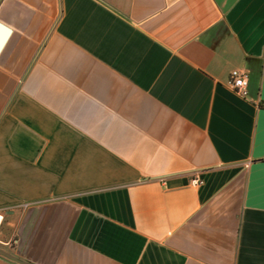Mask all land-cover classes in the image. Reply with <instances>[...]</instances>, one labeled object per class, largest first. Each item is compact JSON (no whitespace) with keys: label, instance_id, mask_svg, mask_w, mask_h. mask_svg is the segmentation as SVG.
Wrapping results in <instances>:
<instances>
[{"label":"crops","instance_id":"1","mask_svg":"<svg viewBox=\"0 0 264 264\" xmlns=\"http://www.w3.org/2000/svg\"><path fill=\"white\" fill-rule=\"evenodd\" d=\"M262 103L264 0H0V264H264Z\"/></svg>","mask_w":264,"mask_h":264},{"label":"built area","instance_id":"2","mask_svg":"<svg viewBox=\"0 0 264 264\" xmlns=\"http://www.w3.org/2000/svg\"><path fill=\"white\" fill-rule=\"evenodd\" d=\"M247 85H248V77L247 73L242 69H233L229 74V79L227 81L228 88L236 93L239 97L245 99L247 96ZM264 107V103H262ZM192 184L198 186L202 183L199 177L195 176L192 179ZM4 222V216L0 213V230L2 224Z\"/></svg>","mask_w":264,"mask_h":264},{"label":"water","instance_id":"3","mask_svg":"<svg viewBox=\"0 0 264 264\" xmlns=\"http://www.w3.org/2000/svg\"><path fill=\"white\" fill-rule=\"evenodd\" d=\"M8 32V30H6Z\"/></svg>","mask_w":264,"mask_h":264}]
</instances>
